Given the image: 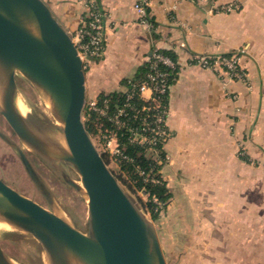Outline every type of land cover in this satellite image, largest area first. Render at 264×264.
Wrapping results in <instances>:
<instances>
[{"label":"crops","instance_id":"obj_1","mask_svg":"<svg viewBox=\"0 0 264 264\" xmlns=\"http://www.w3.org/2000/svg\"><path fill=\"white\" fill-rule=\"evenodd\" d=\"M70 32L83 0H44ZM104 53L85 70L86 97L121 92L152 51L176 61L166 100L162 179L178 244L191 264H264V0H151V29L136 0H96ZM242 50L247 82L190 63L198 53Z\"/></svg>","mask_w":264,"mask_h":264},{"label":"water","instance_id":"obj_2","mask_svg":"<svg viewBox=\"0 0 264 264\" xmlns=\"http://www.w3.org/2000/svg\"><path fill=\"white\" fill-rule=\"evenodd\" d=\"M18 76L31 84L52 117L41 118L40 128L20 108ZM85 101V69L72 33L47 3L0 0V116L17 140L2 129L0 138L47 203L0 177V223L34 238L44 264H167L152 220L92 141L82 119ZM27 152L84 198L85 229L65 214ZM0 264H18L1 239Z\"/></svg>","mask_w":264,"mask_h":264},{"label":"built area","instance_id":"obj_3","mask_svg":"<svg viewBox=\"0 0 264 264\" xmlns=\"http://www.w3.org/2000/svg\"><path fill=\"white\" fill-rule=\"evenodd\" d=\"M205 1L211 3L217 12H229L238 8L236 3L218 5V0ZM83 2L86 10L80 16L78 26L71 33L72 41L86 69L93 61L103 56L105 47L103 21L106 13L101 10L96 0ZM150 3L151 0H136L133 4L138 23L145 29L153 27L149 18ZM242 53L241 49L231 53H198L191 57L190 63L203 69L222 72L231 79L247 82V72L242 65ZM145 64L146 70L143 75L139 79L128 80L115 100L107 95H98L86 97L84 104L87 107V115L91 116L94 113L101 123L98 137L103 141L105 151L130 164L134 163V159L125 151L128 143L141 147L144 152L150 150L161 155L162 143L168 135L166 120L169 107L166 95L175 79L177 63L170 55L154 50ZM89 135L95 143L90 132ZM96 147L100 151L98 145ZM144 155L146 156V153ZM134 166L138 172L148 175L150 173V182H160L158 178L153 177V167L145 172L139 165ZM152 197L155 200L157 198Z\"/></svg>","mask_w":264,"mask_h":264},{"label":"rangeland","instance_id":"obj_4","mask_svg":"<svg viewBox=\"0 0 264 264\" xmlns=\"http://www.w3.org/2000/svg\"><path fill=\"white\" fill-rule=\"evenodd\" d=\"M88 69L89 66L85 70L89 71ZM17 82L19 87L20 104L27 105V107L40 118H44L46 116L52 119L44 101L40 98L31 84L22 76L17 77ZM92 117L90 115H87V107L84 106L82 111L83 122L89 121V119H91L92 121ZM87 124L88 123L86 122V125ZM93 125L94 126L92 127V130L89 132L91 136L94 137L95 143L96 145H98V148L100 149V152L106 160L109 168L113 171L121 186L134 198V200L138 203L146 216L152 220L166 263L191 264V259L187 260L183 257L182 248H180L178 244L179 235L176 226V216L175 214H169L167 211V205L170 202V197L165 203H163L157 198L155 200L153 197H150L148 193L144 191V185L140 187L137 186V183L140 181L143 183L150 182V173L148 175L142 172H138L136 170V167L128 169L127 165L124 167L122 164L126 162L118 159L117 157L111 156L109 152H106L103 141L98 137L99 131L101 130V123H99V121H94ZM0 129L17 140V138L1 116ZM137 153L138 155H141V153L144 155V153H146V156L144 155V157L146 159L149 158L156 163L155 165H153V169L154 166L159 165L158 173L162 179L161 166L164 162H166L163 156H161L159 152L154 153L150 150ZM27 154L35 169L51 189L54 197L58 201L65 214L71 220H73L78 227H80L81 229H85L87 205L84 198L77 191H75L73 187L58 179V177L34 154H32L31 152H27ZM141 169L144 170L142 167ZM67 171L74 178L77 177L72 170ZM153 175V177L157 178L156 173H153ZM0 177L12 187L17 189L19 192L33 198L44 206H47L46 201L40 195L32 181L27 176L17 155L1 138ZM149 202H152L154 204V206L152 207L154 208V210H159L157 211L158 216L156 218L151 215V206L149 205ZM0 239L4 250L16 263L44 264L45 258L43 251L41 250L37 241L31 236L23 234L19 230L10 228L8 225L0 224Z\"/></svg>","mask_w":264,"mask_h":264},{"label":"trees","instance_id":"obj_5","mask_svg":"<svg viewBox=\"0 0 264 264\" xmlns=\"http://www.w3.org/2000/svg\"><path fill=\"white\" fill-rule=\"evenodd\" d=\"M150 21L152 22L151 19H150ZM145 70H146V64H143L139 68V71L137 72V76L135 78H133V79H139L143 75ZM120 93L121 92H116L115 91V92H109V93L100 94V95H102V96H106L107 95V96H110V98L112 100H115L116 97H118V95ZM91 117H92L93 120L91 121V119H90L89 121H86L88 123L87 125H86V122H84V124L86 125V129L88 131L92 130V127L94 126L93 125L94 121L95 122L99 121V119L97 118V115H95L94 113L91 114ZM100 120H101V118H100ZM125 151L129 155H131L133 157V159H134V163L133 164L122 163L124 167L127 165L128 169L135 167L134 165L137 164V165L140 166V168L142 167L147 172V171H149L151 169V167H153V165L156 164L151 159H149V158L146 159L142 153H141V155H138L137 152H141L142 151L141 147H139V146H135V145H132V144L128 143ZM158 170H159V165L154 166L153 173H156V177L160 180V182H157V183H154V182L143 183V182L140 181V182L137 183V186L140 187V186L144 185V191H146V193H148V195L150 197L156 196L160 201L165 203L169 199L170 192L168 191V188H167L165 182H163V180L161 179V177H160V175L158 173ZM149 205L151 206L150 207V210H151L150 212L152 213L151 215L154 218H156L158 216V212L157 211H159V210H157V209L154 210V208H152L154 206V204L152 202H149Z\"/></svg>","mask_w":264,"mask_h":264},{"label":"bare ground","instance_id":"obj_6","mask_svg":"<svg viewBox=\"0 0 264 264\" xmlns=\"http://www.w3.org/2000/svg\"><path fill=\"white\" fill-rule=\"evenodd\" d=\"M20 108L22 112L25 113L29 117L28 121L32 126H35L37 128L42 127L43 123H42L41 118L38 115H36L31 109H29L27 105L20 104ZM0 224H4V223H0Z\"/></svg>","mask_w":264,"mask_h":264}]
</instances>
